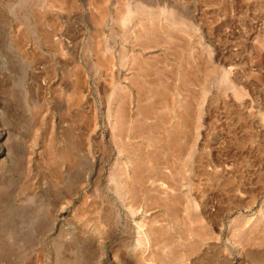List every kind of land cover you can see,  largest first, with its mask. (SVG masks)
Here are the masks:
<instances>
[{
	"label": "rangeland",
	"instance_id": "rangeland-1",
	"mask_svg": "<svg viewBox=\"0 0 264 264\" xmlns=\"http://www.w3.org/2000/svg\"><path fill=\"white\" fill-rule=\"evenodd\" d=\"M53 2L0 0V264H156V234L153 248L137 246L135 229L125 247V220L139 215L120 206V225H98L105 196L113 198L108 172L130 169L144 154L154 156L151 179L157 170L170 176L165 210L152 200L154 180L144 184L152 216L143 219L161 215L165 225L163 264H264V0H67L61 9ZM144 27H156V41H145ZM77 63L80 109L71 93ZM140 71L166 78L163 121L150 116L151 138L134 125L119 138L106 108L122 104L134 114ZM35 127L42 133L34 145ZM51 129L61 141L70 129L66 159L47 152ZM115 138L138 151L118 158ZM62 190L71 191L69 204L52 219L47 194Z\"/></svg>",
	"mask_w": 264,
	"mask_h": 264
},
{
	"label": "bare ground",
	"instance_id": "bare-ground-1",
	"mask_svg": "<svg viewBox=\"0 0 264 264\" xmlns=\"http://www.w3.org/2000/svg\"><path fill=\"white\" fill-rule=\"evenodd\" d=\"M67 0H57V1H55L54 0V2H53V4L54 3H59V5L61 6V5H63L64 6V4H65V2H66ZM71 3V2H70ZM73 3V2H72ZM66 5H68V4H66ZM135 5V4H134ZM63 6H61L60 7V9L63 7ZM72 6V5H71ZM66 8H67V6H66ZM139 14V13H138ZM140 15V14H139ZM143 15V14H142ZM57 22V21H56ZM153 23V22H152ZM149 24V23H148ZM152 25V24H151ZM144 26V25H143ZM145 29H144V33L143 34H145V36H143V37H145V41L146 42H149V41H151L152 43H153V41H156L157 40V38H158V35L156 34L155 35V33L157 32H155V29H156V27H154V29L152 28H146V27H144ZM100 29V28H99ZM158 30V29H157ZM162 30V29H161ZM165 30V29H164ZM140 31H141V29H140ZM158 33V32H157ZM97 34V33H96ZM142 34V33H141ZM136 36V35H135ZM134 36V37H135ZM97 37H99V36H97ZM137 37V36H136ZM139 38V37H138ZM97 40V39H96ZM162 40V39H161ZM139 41H141V40H139ZM144 41V40H143ZM169 41V40H168ZM171 41V40H170ZM174 41V40H173ZM134 42H136V41H134ZM138 42V41H137ZM98 43V42H97ZM100 43V42H99ZM150 43V42H149ZM163 43V42H162ZM145 44V43H144ZM174 44V43H173ZM143 45V44H142ZM147 45V44H146ZM145 45V46H146ZM155 45V44H154ZM97 46H100V45H97ZM141 46V45H140ZM151 46H152V44H151ZM158 46H161V44L160 45H158ZM101 48V47H100ZM150 49V48H149ZM177 49V48H176ZM177 51V50H176ZM122 52V51H121ZM128 53V52H127ZM125 54H126V52H125ZM125 54H122V53H120V58L122 59L123 58V55H125ZM130 54V53H129ZM134 54V53H133ZM132 54V55H133ZM135 55V54H134ZM110 56V55H109ZM125 58H127L126 56H124ZM133 57V56H132ZM131 58V57H130ZM140 58V57H139ZM109 60H110V63H111V65L113 66L114 64H113V59L111 60V58H108ZM138 59V58H137ZM137 59L135 60V62L137 61ZM102 60V59H101ZM101 60H100V63H101ZM109 60H108V63H107V59L104 61V62H106L107 64H109L110 65V63H109ZM127 60V59H126ZM131 61H132V59H130ZM134 60V59H133ZM160 60V59H159ZM124 62H126L125 60H123ZM97 62V61H96ZM121 62H122V60H121ZM128 62H129V59H128ZM132 62H134V61H132ZM152 62V61H151ZM159 62H161V61H159ZM100 63H98V64H100ZM131 63V62H130ZM137 63V62H136ZM139 63V62H138ZM137 63V67H139V69H140V63L138 64ZM126 64V63H125ZM142 64V63H141ZM151 64V63H150ZM156 64H157V61H156ZM101 65V64H100ZM131 65V64H130ZM140 65V66H139ZM133 66V65H132ZM143 66V65H142ZM157 66H159V65H157ZM164 66V65H163ZM163 66H160V67H163ZM72 67H73V65H72ZM110 67V66H109ZM136 67V68H137ZM145 67L146 68H149V67H147L146 66V64H145ZM144 67V68H145ZM78 71H77V73H78V79H76V84H74L73 85V92H71V93H73V94H75L76 95V97H77V99H76V106L77 107H79V109L82 107V105L85 103L84 102V100H85V98H86V96H84V88H83V83H80V79H81V77L83 76V70H82V66L80 65V64H78L77 63V65H76V67H75ZM167 68V67H166ZM151 69V68H150ZM150 69H148V70H150ZM159 70H161V69H159ZM158 70V71H159ZM167 70V69H166ZM73 71V70H72ZM76 71V70H75ZM139 71V70H138ZM151 71V70H150ZM172 71V70H171ZM137 72V71H136ZM160 72V71H159ZM159 72H157V74H161V73H159ZM161 72H164V70L163 71H161ZM173 72V71H172ZM76 73V72H75ZM76 73V74H77ZM138 73V72H137ZM139 73H141V75H142V77H141V80L139 79V81H140V83L139 84H136V82H134V84H136V86H138L136 89L134 88L133 89V92L131 93V94H133V96H134V106L136 105V109H135V111L133 112V110H132V112L134 113V114H131V112H130V114L131 115H129V113L127 112V110H126V106H124L122 109L121 108H119V107H121V106H123L122 104L119 106V105H117L118 107H116V106H111V104L109 103V106L107 105V110H106V117H112L113 118V121H114V124H113V129H114V131H115V133L114 134H117V135H115V136H118L119 138L121 137V132L123 131V130H125L124 128H126L127 126H131V125H134V127H131V129L132 128H134V132H135V134H138V136H140L139 134H144V136L146 135V137H149V138H151V137H153V134H154V125L156 124H153V125H149V124H147L148 122V119H150V116L152 115V114H156V112H158L157 114L158 115H152L151 117H155V116H157L156 118H157V121H160L161 120V117H160V115L161 114H159V113H161V111L163 110V109H165L166 108V106H167V102H168V98H169V91L166 89V87L165 86H167L168 84L166 83V81H164L163 79H166L165 77L164 78H162V79H158L157 77V79H156V81H155V79H153V77L151 78V73L150 72H147V71H140ZM154 73V72H153ZM152 73V74H153ZM166 73V72H165ZM156 74V75H157ZM85 75V74H84ZM161 75H163V74H161ZM175 75V74H174ZM139 76V75H138ZM152 76H154V75H152ZM163 76H165V75H163ZM139 77V78H140ZM155 77V76H154ZM182 77H184V76H182ZM128 79V78H127ZM130 79V78H129ZM133 79V78H132ZM135 79V78H134ZM132 81V80H131ZM130 81V82H131ZM133 81H136V79L135 80H133ZM168 82V81H167ZM137 83H138V81H137ZM167 85H166V84ZM154 85H158L159 86V88H156L158 91H152V89L155 87ZM130 86H132L131 85V83H130V85H129V87ZM134 86V85H133ZM135 86V87H136ZM154 86V87H153ZM121 87V86H120ZM128 87V88H129ZM132 89V88H131ZM128 90V89H127ZM171 94V93H170ZM130 95V94H129ZM125 97H126V95H125ZM125 97H123V99H126ZM129 97V96H128ZM127 97V98H128ZM130 98L131 97H129V100H130ZM171 98V97H170ZM127 100V99H126ZM125 100V101H126ZM128 100V101H129ZM182 100V99H181ZM180 100V101H181ZM117 102L119 101V100H116ZM131 101H132V99H131ZM178 102V101H177ZM34 103V105H32V107H33V110L34 109H38V107L37 108H35L36 106H37V102L36 101H34L33 102ZM112 103V102H111ZM123 103H125L126 104V102H123ZM130 103V102H129ZM131 103H133V102H131ZM130 103V104H131ZM118 104H120V103H118ZM128 104V103H127ZM130 104H128L129 106H130ZM42 105L44 106V107H47L48 108V103H46V101L44 100L43 101V103H42ZM41 105V106H42ZM112 105H115V102H114V104L112 103ZM127 105V106H128ZM180 105V104H179ZM39 107H40V105H38ZM181 107V106H180ZM41 108V107H40ZM128 108V107H127ZM178 108V107H177ZM129 109L131 110V108L129 107ZM181 109H183V108H181ZM177 110V109H176ZM164 111V110H163ZM179 111H182L183 112V110H179ZM177 112H178V110H177ZM179 113V112H178ZM177 113V114H178ZM183 113H185V110H184V112ZM175 114H176V112H175ZM94 116H95V114H93ZM93 116V117H94ZM178 117L180 116H182V114H180V115H177ZM176 116V117H177ZM186 117H188V116H186ZM183 117H181V119H182ZM152 119V118H151ZM150 119V120H151ZM176 119H178V118H176ZM188 119V118H187ZM93 120H95V119H93ZM110 120V119H109ZM112 120V119H111ZM180 120V119H179ZM152 121V120H151ZM154 121L156 122V120L154 119ZM161 121H163V120H161ZM160 121V122H161ZM182 121V120H181ZM181 121H180V123H181ZM160 122H158V123H160ZM184 123H185V121H183ZM183 122H182V124H183ZM150 124H151V122H149ZM95 123L93 122V125H94ZM145 124H147V125H145ZM160 125V124H159ZM184 125V124H183ZM153 126V127H152ZM156 126V125H155ZM34 127V126H33ZM33 127H32V130H33ZM65 131L63 132V135L62 136H64V138L62 139V141L61 140H59V139H57V137L55 136V133H54V131L51 129V131L48 133L49 135L47 136V133L45 132V134H44V136H45V140H46V142L49 144V151H47L48 153H51V154H56L57 156H60L62 159H66V157H67V155H69V154H67V148H69V151L71 150V146L70 145H68V143L69 142H73L74 143V140L72 139V138H74V137H72L71 136V134H70V132H69V130H66V129H64ZM127 130V129H126ZM128 131H129V129H128ZM41 129L39 128V127H35V130H34V136H33V138H32V136H30L31 138H32V144H34L35 142L37 143V141H38V139L40 138V136H41ZM4 136H7L8 137V135H7V133L6 132H4V134H3ZM133 135H134V133H133ZM74 136V135H73ZM79 136V135H78ZM135 136V135H134ZM80 138H83V135H82V137L81 136H79ZM80 138H78V140L80 139ZM119 138H115L116 140H114L113 142H114V147H115V149H116V152H117V157L119 158V155H120V153H122V152H126L127 154H128V156L130 155L129 153H132V154H134V150H135V152H137L138 150H136V149H134V148H136L135 146H134V148L132 147L131 149L129 148L131 145H129L130 144V142L127 144V143H125L126 141H124V143H123V140L121 141V139H119ZM77 139V138H76ZM82 141V140H81ZM130 141V140H129ZM43 142H45V141H43ZM80 142V141H79ZM83 142V141H82ZM112 142V143H113ZM47 143H44V144H47ZM81 143V142H80ZM79 143V144H80ZM132 143V142H131ZM154 143V142H153ZM152 143V144H153ZM161 143H163V142H161ZM165 143V142H164ZM125 144V145H124ZM129 145V147H127V145ZM35 145V144H34ZM82 145H84V144H82ZM157 145H159V144H157ZM69 146V147H68ZM132 146H133V144H132ZM142 146H144V145H142ZM148 146H149V144H148ZM144 147H146V146H144ZM157 147H159V146H157ZM163 147V146H162ZM161 147V149H163ZM174 147V146H173ZM46 148V147H45ZM44 148V149H45ZM81 149H83V147H80ZM46 149H48V148H46ZM45 149V150H46ZM138 149V148H137ZM165 149H166V147H165ZM114 150V149H113ZM146 150H147V148H146ZM108 151V150H107ZM149 150H147V152H148ZM164 151V150H163ZM146 152V153H147ZM162 152V151H161ZM34 153V149H32L31 150V152H30V154H33ZM110 153V152H109ZM140 153L141 152H138V154L140 155ZM143 154H144V152H143ZM148 154V153H147ZM161 155L159 156V157H165L164 156V154L163 153H160ZM116 155V154H115ZM123 155V154H122ZM122 155H120V156H122ZM152 155V154H151ZM150 154H148V155H146V154H144V155H142V157H139V159L136 161L135 159V161L134 160H132V162H131V164H132V167L130 168V169H124V171L123 170H119V168L117 169V170H115L114 168H113V170H111L110 169V171L108 172V174H107V178H106V182H107V189L109 190V191H111L112 193H113V198L112 197H110V196H105V198H104V203H105V209H104V211L101 213V215H100V221H99V223H98V225H99V227H100V225H102V226H111V225H114V226H118V225H120L121 224V215H120V206H122V207H124V209H127V211L131 214V217L134 219L135 217H137L138 215H139V217L141 218L139 221H135L134 222V224L133 223H131V221L129 220V218L127 217L126 218V220H125V224L123 225V229L126 231V240H124L125 241V247L126 246H128L133 240H134V238H135V229L137 230V232H138V234H137V237H136V244H137V246H139V245H141L142 243H144V241H145V243H146V246H148V247H154V245H153V243H152V238L150 237L151 236V234H156V236H157V238H158V241H159V239H160V241H159V243H157L156 245H157V248H155L154 250H155V252H153L157 257H155V262H156V264H163L164 263V261H163V258H162V248H163V242H164V239H163V237L165 236V233L163 234V230H164V223L163 222H161L162 220H161V215H156V216H153V218H150L149 220H144L143 218L146 216V215H151V214H149L148 213V211H147V208H148V202L146 201V197H145V195H146V193H147V189L145 188V186H146V184H145V182H148L149 183V180L151 179V171H150V168H148V166H150V164H149V162L148 161H150V160H152L153 159V157L154 156H151ZM124 156V155H123ZM125 156H126V154H125ZM155 156H157V155H155ZM125 158H131V157H125ZM132 158H133V156H132ZM166 158V157H165ZM164 158V159H165ZM160 159V158H159ZM182 159V158H181ZM180 159V160H181ZM125 160V159H124ZM163 160V159H162ZM118 161H119V163H121V167L123 166L122 165V162H124V161H122V162H120V159H117V163H118ZM128 161H130V160H128ZM157 162L156 163H158V160H156ZM127 162V161H126ZM154 162V161H153ZM116 163V164H117ZM118 163V165L120 166V164ZM128 163V162H127ZM155 163V162H154ZM129 164H130V162H129ZM128 164V165H129ZM125 165H126V163L124 162V167H125ZM159 165H160V167H161V165H165V164H160L159 163ZM118 166V167H119ZM130 166V165H129ZM128 168V167H127ZM162 168V167H161ZM156 170V169H155ZM153 172V171H152ZM157 172H158V175H156V177L153 179H151V180H154V182H155V186H156V189H155V194H150V195H152L153 197H154V199H152L153 201H154V204H155V202L157 203L156 204V207L158 208V206L159 207H161L162 209H166V207H168L167 205H169L167 202H166V200H167V195H168V193L171 191L169 188H167V186H166V178L167 177H170V176H166V171L165 172H163V171H158L157 170ZM154 173H152V175H153ZM80 177V179L82 178V179H84L83 181H86L87 180V177L88 176H85L84 174H82V175H80L79 176ZM97 179H100V177L98 176V178ZM150 180V181H151ZM168 180V179H167ZM144 184H145V186H144ZM151 184H153V183H151ZM150 183H149V185H151ZM147 187V186H146ZM148 188V187H147ZM151 190H152V188H151ZM149 191V190H148ZM70 193H71V191L70 190H65V191H61L59 194L58 193H54L52 196L51 195H48L47 194V197H46V212H47V215H48V217H50V218H52V219H54V216H53V213L54 212H56L58 209L60 210V211H65V209L67 208V205L69 204V199H70V197H71V195H70ZM51 194V193H50ZM149 195V196H150ZM151 196V197H152ZM169 197V196H168ZM155 198H156V200H155ZM149 200H151V198L149 199ZM153 201H151V202H153ZM170 201V200H169ZM150 201H149V203H151ZM167 203V204H166ZM141 204V205H140ZM152 204V203H151ZM151 204H149V205H151ZM170 204H172V207H177V206H179V200H178V196H176V194H175V199L174 200H172L171 202H170ZM171 206V205H170ZM155 207V208H156ZM154 208V207H153ZM149 209V208H148ZM177 210H180V209H177ZM177 210L175 211V213L177 214L178 212H177ZM160 211H163V210H160ZM173 211V212H174ZM166 213H167V211H165ZM168 212H169V210H168ZM172 212V210L170 211V213H173ZM160 214H161V212H160ZM168 214V213H167ZM127 216V215H126ZM152 216V215H151ZM178 216V215H177ZM134 221V220H133ZM156 224V226H154ZM151 238V239H150ZM151 242V243H150ZM251 243V242H250ZM153 245V246H152ZM148 247H146V249L148 248ZM161 253H160V252ZM157 258V259H156ZM144 260H142V262H143Z\"/></svg>",
	"mask_w": 264,
	"mask_h": 264
}]
</instances>
